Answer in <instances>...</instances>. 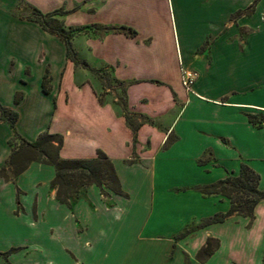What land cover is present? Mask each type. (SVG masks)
<instances>
[{"label": "crops", "instance_id": "obj_1", "mask_svg": "<svg viewBox=\"0 0 264 264\" xmlns=\"http://www.w3.org/2000/svg\"><path fill=\"white\" fill-rule=\"evenodd\" d=\"M255 2L0 0V105L17 113L15 132L28 142L44 131L61 135L62 159L103 152L123 192L103 196L93 185L67 206L55 198L50 165L32 162L13 180L0 177V264H263L264 200L252 220L232 215L202 226L230 204L193 190L236 176L242 163L260 176L264 190V33L249 38L236 56V41L229 43L225 32L228 23L255 17ZM22 3L44 14L68 12L59 17L66 27L136 31L71 41L78 60L88 50L90 63L101 62L117 80L131 83L128 110L152 121L139 128L135 144L119 107L101 104L92 82H75L74 70L84 68L68 59L65 44L26 19L30 12L17 15ZM133 19L149 24L144 33ZM160 42L163 51L161 44L155 55ZM180 66L197 73L188 92L178 79ZM46 73L48 92L42 88ZM203 108L213 115L200 119ZM13 134L0 117V169L7 166ZM209 239L218 247L201 262L197 254Z\"/></svg>", "mask_w": 264, "mask_h": 264}, {"label": "trees", "instance_id": "obj_2", "mask_svg": "<svg viewBox=\"0 0 264 264\" xmlns=\"http://www.w3.org/2000/svg\"><path fill=\"white\" fill-rule=\"evenodd\" d=\"M66 14L68 12L63 10H54L44 14L35 8H31L26 19L36 22L44 31L57 36L66 46L68 59L76 67L78 66L92 72L96 70L88 64L79 61L72 50L71 41L76 34L83 32L84 34H91L97 37L107 33H120L129 37L136 35L134 29L126 26L93 24L90 27H66L59 18ZM98 78L101 81L103 91L110 90L111 88L112 90H119V96L114 95L112 101L119 107L126 125L132 132L133 143L135 144L136 133L139 128L144 124H152V121L143 115H137L128 110L126 90L131 83L116 80L108 73H104V76L101 75ZM48 82L49 76L46 73L42 82L44 92H48ZM17 95L14 99L15 104H19L20 100ZM103 95L105 94H97L101 104L105 102ZM0 117L8 123L14 133L13 138L9 142L11 154L7 166L0 169V177H3L6 181L13 180L30 163L38 162L54 168L55 176L51 182V186L56 191V200L61 204L69 206L70 201L83 189L93 185L99 188L103 196L108 195L107 191L123 195L114 165L103 152L99 151L93 159H62L59 156V151L63 144L61 135L44 131L38 135L36 141L28 142L15 132L14 124L18 117L17 113L0 105ZM248 120L252 125L259 127L249 115ZM171 141V138L168 137L166 144L171 143ZM259 181L260 176L248 165L242 163L236 176H228L209 185L194 187L193 190L202 196L220 195L227 198L230 204L226 213L214 215L204 221L202 226L223 222L232 215L252 220L256 205L264 200V190L259 189ZM181 235L183 236L184 234ZM217 247L218 243L215 240L209 239L206 245L198 252L197 259L201 262L206 261Z\"/></svg>", "mask_w": 264, "mask_h": 264}, {"label": "rangeland", "instance_id": "obj_3", "mask_svg": "<svg viewBox=\"0 0 264 264\" xmlns=\"http://www.w3.org/2000/svg\"><path fill=\"white\" fill-rule=\"evenodd\" d=\"M256 4H257V6L255 8V11H256L257 14L255 15V17H252L251 19L247 20L245 23H240V21L236 22V26H235L234 23H231V22L228 23L225 26L226 34H229L227 41L229 43H233V41H236V45H237L236 56H240V55H238V53L239 52H243L244 45H246V43H247L249 38H254V37L257 38L258 34H261V33L263 34L264 33V0H257V2H255V5ZM29 12H30V7L27 4L22 3L20 5V10H18V12H16V13H17L18 16L26 17ZM133 21H135V22H137L139 24L138 26H139L140 30L142 31V33H144L146 31V29L148 28V26H149V24H147L146 21L143 20V19H137V20L133 19ZM153 27H157V26H153ZM88 30H90V29H88ZM155 33H156V31H155ZM156 34H159L158 30H157ZM91 36H92L91 34H84L83 32H81V33L76 34L74 38H76L77 41H81L82 42L83 39L91 38ZM158 38H159V36L157 37V39ZM210 43H211V41H209L208 45ZM72 44L74 46V42ZM161 44H162V48L161 49L163 51V45L165 44V42H160V46L158 47V49L157 50L155 49V52H154L155 55L161 50L160 49ZM75 45H77V43ZM207 49H208V46L205 45L197 52V54L198 55H201V53L204 54V53H206ZM237 50H238V52H237ZM82 54L84 56L83 57L79 56V60H81L83 62H86L91 68H94V70H96V71L92 72L90 70H86V69L84 70V69L76 68V70H74V75H73V79L75 80V82L76 83H80V82H83V81L92 82L95 85L96 91H97L98 94H105V95H103L105 101H112L114 99V95H118L119 96V90H112V88H111L110 90L103 91L102 85H101V81L98 78L101 75L104 76V73H108L109 75H111L112 78L116 79L117 78L116 74L113 71H111L110 67H106L107 65H105V64H103L101 62L96 63L95 61H93V62L90 63V57H89L90 55L88 53V50L86 52L82 53ZM239 58H241V57H239ZM186 70H185V68L183 66L179 67L178 79L181 82V85H182L181 77H182L183 72L186 71ZM160 71L161 70H158L157 72H160ZM187 71H190V70H187ZM154 72H156V71L154 70ZM154 72H152V73H154ZM192 73H193V76H194L193 77L194 78L193 79V84H194L195 80L197 79V76H196L197 73H195V72H192ZM156 75L158 76L159 74H156ZM160 75H163V74H160ZM173 76H174V74L172 72L170 74H168V78L170 80L173 79ZM155 78L156 77H154L151 80V82H153V80ZM158 82H161V81L158 80ZM182 87L187 92L189 91V89L191 90V88L186 89L183 85H182ZM247 96H248V94H246V97ZM192 115H193V113H192ZM197 115H198V117L200 119H203V118H207L208 119L213 114L211 112H209L208 110H205L203 108L201 111L199 110ZM225 116L226 115L224 114L223 117H225ZM226 118H227V116H226ZM169 122H170L169 118L166 119V120H163L162 121V125H165V124H167ZM255 122L257 123V121H255ZM216 153H218V155L221 158V161L224 164H228V165L232 164V162H230L228 160L229 154L227 152L221 151V150H217ZM206 158H209V157H206ZM239 261L241 263H243V264H247L246 260L240 259Z\"/></svg>", "mask_w": 264, "mask_h": 264}, {"label": "built area", "instance_id": "obj_4", "mask_svg": "<svg viewBox=\"0 0 264 264\" xmlns=\"http://www.w3.org/2000/svg\"><path fill=\"white\" fill-rule=\"evenodd\" d=\"M193 73L192 72H187V71H184L183 74H182V85L186 88V89H189L191 88L192 84H193Z\"/></svg>", "mask_w": 264, "mask_h": 264}]
</instances>
